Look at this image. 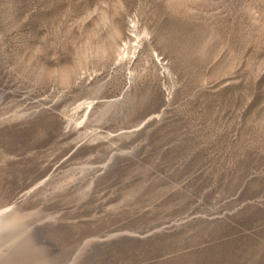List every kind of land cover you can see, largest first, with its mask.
Returning a JSON list of instances; mask_svg holds the SVG:
<instances>
[{
	"label": "rangeland",
	"instance_id": "1",
	"mask_svg": "<svg viewBox=\"0 0 264 264\" xmlns=\"http://www.w3.org/2000/svg\"><path fill=\"white\" fill-rule=\"evenodd\" d=\"M0 264H264V0H0Z\"/></svg>",
	"mask_w": 264,
	"mask_h": 264
},
{
	"label": "bare ground",
	"instance_id": "2",
	"mask_svg": "<svg viewBox=\"0 0 264 264\" xmlns=\"http://www.w3.org/2000/svg\"><path fill=\"white\" fill-rule=\"evenodd\" d=\"M9 208H11V207H10V206H8V207H5V208L1 209V211H0V212L7 211ZM9 210H10V209H9Z\"/></svg>",
	"mask_w": 264,
	"mask_h": 264
}]
</instances>
